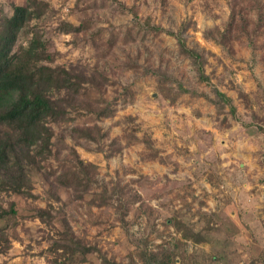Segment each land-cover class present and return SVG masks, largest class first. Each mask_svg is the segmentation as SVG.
I'll return each mask as SVG.
<instances>
[{
	"label": "rangeland",
	"instance_id": "obj_1",
	"mask_svg": "<svg viewBox=\"0 0 264 264\" xmlns=\"http://www.w3.org/2000/svg\"><path fill=\"white\" fill-rule=\"evenodd\" d=\"M32 1L0 0V49L12 6ZM39 1L2 82L27 86L37 69L20 48L37 31L40 61L77 84L48 148L26 158L1 127L17 153L0 166V205L17 214L0 220V264H264V0ZM16 177L35 196L12 192Z\"/></svg>",
	"mask_w": 264,
	"mask_h": 264
},
{
	"label": "trees",
	"instance_id": "obj_2",
	"mask_svg": "<svg viewBox=\"0 0 264 264\" xmlns=\"http://www.w3.org/2000/svg\"><path fill=\"white\" fill-rule=\"evenodd\" d=\"M42 2L39 0H33L28 4H14L12 6V12L5 19L9 23L8 33L6 35V40L0 49V166L6 165L10 162L11 155H16V149L14 142L11 140V134L7 137L2 131V126L10 125L17 131L15 136L18 143L22 145V155L29 158L31 155L30 148L33 145H41L46 148L52 142L51 138L54 135L52 127L48 124V120H58L64 118L67 112V104L69 97L74 94L75 85L77 81L73 79L71 71L65 68L53 67L42 63L40 59L43 57V53L46 51L43 40L36 32L28 39L27 45L20 48L24 54L32 58L35 63L36 69L35 73L28 77V84L25 88L17 84L13 86H7L3 84V78L8 75L11 71L14 73L16 70L13 68L14 63V52L15 47H17V41L20 33L26 32L30 27L31 21L35 17H39L42 14L43 6ZM135 13L137 11H134ZM235 17L232 16L229 26L232 25ZM71 28L81 29V26H76ZM147 26L159 31L163 30L161 26L153 25L147 21ZM173 34L178 41L180 51L190 57L193 60L196 71L199 75L200 80H208L209 76L205 73L203 54L195 48L189 47L186 43L185 37L182 32L167 31ZM219 32V30H218ZM221 34L220 42H225L228 39V34H231V28L224 32H219ZM208 37L217 39L216 35L212 30L206 32ZM153 72V70H152ZM16 73H18L16 71ZM157 75L158 71L154 70ZM68 90L67 94L57 98L54 96V92L57 91L62 93V90ZM217 94L221 96V99L230 104L231 112L235 115L236 108L232 103V99L225 93L216 90ZM90 131L91 127L84 128ZM81 165H85L84 161L80 159ZM90 165V163H89ZM16 178H14V183L11 184L10 189L15 193L28 194L35 196L30 190L21 187L16 183ZM68 183H73L67 178ZM61 182V180H60ZM66 181L64 184H68ZM77 185V184H76ZM75 185V186H76ZM87 183L85 186H88ZM55 189L53 182L51 184V190ZM86 189V188H85ZM78 193L76 196H81ZM58 199V195L56 196ZM9 209L4 208L0 205V220L7 218L9 215H16L17 210L14 208L15 204L11 203ZM46 213L45 208L37 209L35 217H42ZM63 222L69 228L66 219ZM0 236L5 237L4 230L0 227ZM73 241L74 244V240ZM66 246L72 248L73 251L80 250L79 248L73 247L71 243ZM83 252H88L92 250L91 246L82 245ZM4 251L3 247H0V252Z\"/></svg>",
	"mask_w": 264,
	"mask_h": 264
}]
</instances>
